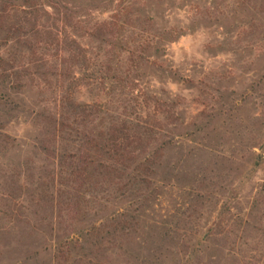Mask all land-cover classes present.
<instances>
[{
    "label": "rangeland",
    "instance_id": "1",
    "mask_svg": "<svg viewBox=\"0 0 264 264\" xmlns=\"http://www.w3.org/2000/svg\"><path fill=\"white\" fill-rule=\"evenodd\" d=\"M155 16L157 28H171L174 35L162 54H148L138 84L167 102L161 110L171 109L178 120L156 135L153 145L166 146L148 189L137 191L135 199L120 197V184L98 194L94 209L99 203L120 207L121 219L134 216L137 224L118 234L99 264H264V221L250 220L245 233L233 227L234 220L249 216L264 190V0H169ZM5 86H0V143L8 136V145H0V264H66L55 259L58 242L90 227L93 214L77 224L60 213L57 181L50 191L40 188L39 205L19 195L6 207L2 197L11 180L28 187L33 175L57 167L58 159L39 148L55 96L43 86ZM85 93L78 96L86 98ZM123 93L121 87L103 93L110 112L100 113L95 124L122 112L128 99ZM157 109L152 105L153 114ZM92 121L91 115L78 118L72 137H80ZM77 251L73 254L85 253Z\"/></svg>",
    "mask_w": 264,
    "mask_h": 264
},
{
    "label": "trees",
    "instance_id": "2",
    "mask_svg": "<svg viewBox=\"0 0 264 264\" xmlns=\"http://www.w3.org/2000/svg\"><path fill=\"white\" fill-rule=\"evenodd\" d=\"M166 1L0 0V86L10 84L15 90L43 86L55 96V109L45 117L46 137L39 148L58 159L53 170L33 175L28 187L11 180L10 192L2 194L9 202L6 207L16 203L19 195L39 205L40 188L50 191L57 181L60 213L77 224L85 223L90 212L95 217L90 227L58 242L55 259L61 263L99 264L118 234H127L137 225L134 216L121 219L120 207L111 210L99 203L94 209L92 205L99 193L116 184H120V197L133 198L153 182L166 146V142L153 145L156 135L176 117L171 109L161 110L167 102L157 100L138 83L149 63L148 54H162L164 42L174 35L171 28H157L156 8ZM183 82L199 86L193 80ZM119 87L128 98L122 112L117 109L115 115L101 117L95 124L100 113L110 112L103 93L111 94ZM82 91L86 98L78 96ZM152 105L158 108L154 114ZM90 115L92 126H86L80 137H72L73 123ZM161 121L167 126H161ZM4 137L2 148L8 145V136ZM255 165H260L259 159ZM248 215L234 220L233 227L245 233L250 220L264 221V190ZM108 243L111 247L104 246ZM79 249L85 253L74 255ZM203 249H196L192 256Z\"/></svg>",
    "mask_w": 264,
    "mask_h": 264
}]
</instances>
